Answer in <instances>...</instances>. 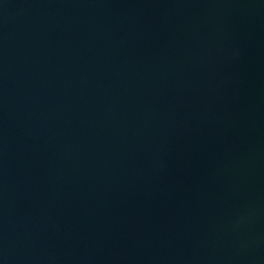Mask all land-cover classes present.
Instances as JSON below:
<instances>
[{"label":"water","instance_id":"obj_1","mask_svg":"<svg viewBox=\"0 0 264 264\" xmlns=\"http://www.w3.org/2000/svg\"><path fill=\"white\" fill-rule=\"evenodd\" d=\"M0 264H264V0H0Z\"/></svg>","mask_w":264,"mask_h":264}]
</instances>
